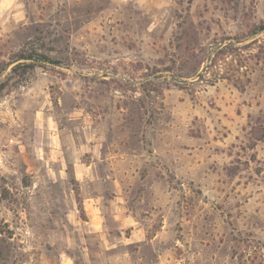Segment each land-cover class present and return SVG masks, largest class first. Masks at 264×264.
<instances>
[{
  "label": "rangeland",
  "instance_id": "374dc122",
  "mask_svg": "<svg viewBox=\"0 0 264 264\" xmlns=\"http://www.w3.org/2000/svg\"><path fill=\"white\" fill-rule=\"evenodd\" d=\"M125 251L264 264V0H0V264Z\"/></svg>",
  "mask_w": 264,
  "mask_h": 264
},
{
  "label": "crops",
  "instance_id": "0c3cea01",
  "mask_svg": "<svg viewBox=\"0 0 264 264\" xmlns=\"http://www.w3.org/2000/svg\"><path fill=\"white\" fill-rule=\"evenodd\" d=\"M98 208V207H96ZM131 219V218H130ZM128 225L133 226V230H135L136 235H138L139 232V227L138 224L135 223L134 219L132 218L131 220H128ZM129 239V238H127ZM139 239V238H136ZM121 259V260H120ZM63 264H73V262H63ZM107 264H143L138 260H135L132 258L131 254L128 253L127 251L125 252H115L112 254V256H109V263Z\"/></svg>",
  "mask_w": 264,
  "mask_h": 264
}]
</instances>
